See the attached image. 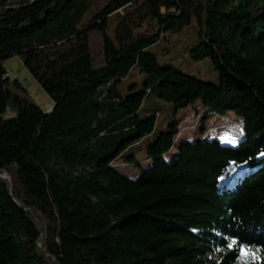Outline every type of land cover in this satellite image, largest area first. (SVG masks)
<instances>
[{
  "label": "trees",
  "instance_id": "trees-1",
  "mask_svg": "<svg viewBox=\"0 0 264 264\" xmlns=\"http://www.w3.org/2000/svg\"><path fill=\"white\" fill-rule=\"evenodd\" d=\"M94 1L0 0V264H239L232 237L264 257V0H106L87 18ZM193 23L191 57L210 60L216 85L147 51ZM11 58L49 112L7 75ZM135 67L152 86L122 97ZM148 95L232 114L243 137L175 145L173 120L141 175L124 176L113 165L134 164L155 129V115L139 118Z\"/></svg>",
  "mask_w": 264,
  "mask_h": 264
},
{
  "label": "rangeland",
  "instance_id": "rangeland-1",
  "mask_svg": "<svg viewBox=\"0 0 264 264\" xmlns=\"http://www.w3.org/2000/svg\"><path fill=\"white\" fill-rule=\"evenodd\" d=\"M105 3L106 0L94 1L86 17L93 16ZM115 24V17H109L107 22V34L109 36L112 35ZM155 29L157 28L155 27ZM198 43L197 27L193 23L181 36L162 32L157 43L147 51L157 57L160 67H172L202 82L216 85L218 79L210 60L205 58L200 61H194L191 57V51ZM5 69L10 79L18 80L38 106L44 112H47L48 108L53 105L52 101L33 80L19 59L11 58L8 60L5 63ZM145 82H149L152 86V81H149L147 74L140 72L135 67L119 86V93L122 97L136 94L145 89L143 87ZM153 115L156 116L153 134L134 144L128 153L135 156L134 164L122 166L123 159H118L116 163L121 165H113L121 174L131 179L138 178L146 168L147 147L154 142L160 133L166 132L168 125L173 120H181L178 127V135L174 141L175 145L185 139L195 140L200 138L218 139L223 144L235 146L243 137L242 121L240 119L232 114H228L226 117H217L210 110L201 106L199 102L190 105L186 109L176 111L171 104L156 98L154 95H148L139 111V118L143 120ZM202 119H207V121L204 132L199 135V125ZM175 154L176 149H173L167 159L169 160ZM6 179H8L7 176Z\"/></svg>",
  "mask_w": 264,
  "mask_h": 264
},
{
  "label": "snow or ice",
  "instance_id": "snow-or-ice-1",
  "mask_svg": "<svg viewBox=\"0 0 264 264\" xmlns=\"http://www.w3.org/2000/svg\"><path fill=\"white\" fill-rule=\"evenodd\" d=\"M227 248L237 251L239 264H264V257L260 254L262 251L260 248L238 241L235 237L229 239Z\"/></svg>",
  "mask_w": 264,
  "mask_h": 264
},
{
  "label": "water",
  "instance_id": "water-1",
  "mask_svg": "<svg viewBox=\"0 0 264 264\" xmlns=\"http://www.w3.org/2000/svg\"><path fill=\"white\" fill-rule=\"evenodd\" d=\"M11 9H15V8H11ZM0 179H2V180H4V181H6L7 179H6V176L5 175H3V176H0ZM38 247L42 250V252L43 253H45L46 254V252H45V250L42 248V246H41V238L39 239V242H38Z\"/></svg>",
  "mask_w": 264,
  "mask_h": 264
},
{
  "label": "crops",
  "instance_id": "crops-1",
  "mask_svg": "<svg viewBox=\"0 0 264 264\" xmlns=\"http://www.w3.org/2000/svg\"><path fill=\"white\" fill-rule=\"evenodd\" d=\"M51 109H52V105L48 108V111L47 112H49Z\"/></svg>",
  "mask_w": 264,
  "mask_h": 264
}]
</instances>
